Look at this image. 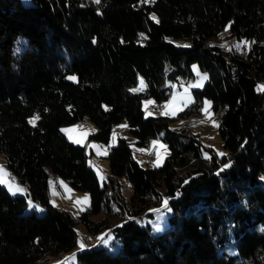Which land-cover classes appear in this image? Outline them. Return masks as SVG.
Wrapping results in <instances>:
<instances>
[{
  "label": "trees",
  "instance_id": "trees-1",
  "mask_svg": "<svg viewBox=\"0 0 264 264\" xmlns=\"http://www.w3.org/2000/svg\"><path fill=\"white\" fill-rule=\"evenodd\" d=\"M227 25V36L245 39L248 50L209 42ZM195 63L209 77L192 90L194 100L176 116L145 115L144 99L167 100L172 83L195 78ZM140 76L146 87L131 91ZM259 83L264 0H0V151L26 189L12 194L0 184V264L63 255L78 244L80 222L93 235L109 230L119 245L82 249L77 264H264ZM205 98L220 117L223 156L189 126L170 125L200 113ZM84 119L97 126L89 139L109 144L124 119L135 137L110 146L103 184L87 146L61 129ZM161 133L169 148L164 163L142 166L132 142L147 146ZM57 176L89 192L80 215L52 204ZM30 199L45 210H28ZM166 199L170 226L155 232L139 218Z\"/></svg>",
  "mask_w": 264,
  "mask_h": 264
},
{
  "label": "rangeland",
  "instance_id": "rangeland-1",
  "mask_svg": "<svg viewBox=\"0 0 264 264\" xmlns=\"http://www.w3.org/2000/svg\"><path fill=\"white\" fill-rule=\"evenodd\" d=\"M22 1L31 2L32 0H22ZM229 29L230 26L227 25L223 30L219 32V34L212 36L209 42L211 44L221 45L224 48L234 45L235 49L241 52L246 51V49L248 50L249 46L248 43H245L246 41L245 39L240 40V42L243 43L240 42L237 43L236 40L227 36L229 33ZM174 41L180 45H185V46L190 44V41L186 38H174ZM244 45H246V47H244L246 49L242 48ZM193 71L195 73L194 79L188 82L178 80L172 83V93L167 100L163 102H158L154 98H145L143 101V109L145 115H149V113H151V115H157V114L166 115L164 113L167 112L168 113L167 115L169 116H176L188 104H190L194 100V94L192 90L194 88H202L209 77V73L207 71L201 70V68L196 63L193 64ZM198 72L199 75L197 74ZM201 76H206L207 79L203 80L202 85L200 87H196L195 85L201 82ZM141 79L144 81L146 85L145 79L142 76H140L138 85L133 87V89L140 87ZM257 88L259 90H264V83H259ZM186 89L188 95H190L192 99L191 102H189L185 106L183 100L185 99ZM149 101H151L152 103H148ZM209 102H210L209 114L206 115L203 109L205 105ZM165 105H169V107L165 108L164 107ZM177 108H179L180 110L175 111ZM174 111L175 114H173ZM34 117L35 116L31 117V119H33ZM214 123L219 125L220 117L218 114L215 113L213 109L212 100L209 98H205L204 105L200 113L193 114L191 116H188L187 118H175L174 120L171 121L170 125L174 128H182L184 126H189V128L193 132L203 137V140L206 144L214 147L219 155L220 153L226 154L227 149L222 144V138L219 127L214 126ZM77 125H82L83 127L77 128L76 127ZM126 127H128L126 119L117 123L113 132V134L115 133V142H113V136H112L109 144L100 142L96 139H89V134L93 133L97 129V126L88 119H84L73 124L63 125L61 126V129H75L72 132V135L77 138H80L81 134L84 132L88 133L86 136H83L82 142L80 144H84L87 146V150L90 153L88 162L89 164H91V166L95 168L99 180L101 184H103L105 175L109 171V161L107 155L109 153L110 146L114 145L117 142L119 136H125L130 141H133L135 139L130 129L129 130L124 129ZM162 135L163 133L153 137L150 141V145L147 146H140L135 141L132 142L131 145L135 150V156L142 166H151V167L157 166V153H161L164 156L162 162L158 166L164 163L166 156L169 154V148L167 143L163 140ZM154 141L158 142V145L159 144L164 145L165 148H160L158 147V145L154 146L153 144ZM94 145L96 147H94ZM91 150H93V152H91ZM105 152L107 153L106 155ZM0 166H2L3 169L8 173L6 179L10 180L14 184L19 185L21 188L25 190L24 192L16 193V194H25L26 193L25 187L21 183L17 182L14 178H12L10 171L6 166V154L3 151H0ZM3 185L8 188L6 184ZM50 191H51L52 204L60 208L69 209L77 216L80 215L90 204V194L88 191L78 190L73 188L67 180H65L60 176L55 177L51 181ZM124 194L128 199H130L133 195V188L126 183L124 184ZM77 201H86V202L77 203ZM27 208L28 210H33L37 208L39 212H43L45 210L43 206L37 204L31 199L29 200V204ZM148 212H152L153 216L146 215L143 218H139V219L143 224H150L155 232H162L165 228L170 226V215L173 213V210L169 205L168 208H165L163 203L159 207H153L149 209L147 213ZM102 215L103 213L96 214L94 218H100V216ZM77 230L79 234L78 244L72 250L64 253L63 255L51 256L48 259V261L43 264H77L76 253L82 249L96 245L105 246L110 250H116L118 248L119 241L116 239L115 235L112 232H109V230L107 229L100 232L97 235H93L87 229L85 224L80 222L77 226ZM102 236L105 238L104 241L100 239V237ZM81 242L84 244L83 248H81L80 246Z\"/></svg>",
  "mask_w": 264,
  "mask_h": 264
},
{
  "label": "snow or ice",
  "instance_id": "snow-or-ice-1",
  "mask_svg": "<svg viewBox=\"0 0 264 264\" xmlns=\"http://www.w3.org/2000/svg\"><path fill=\"white\" fill-rule=\"evenodd\" d=\"M96 3L99 4V3H100V0H96ZM152 19L155 20L157 23L159 22L158 19H157L156 16H155V14L152 15ZM197 74L199 75V72H198ZM69 79L75 80L76 78H75V77H69ZM205 79H207L206 76H201V82L198 83V84L195 85V86H196V87H200V86L202 85L203 80H205ZM145 87H146V85H145L144 81L141 79V80H140V87H139V88H135V89H131V91H133V92L142 91V90H144ZM191 99H192V98H191L190 95H188V93H187V89H186V90H185V99L183 100L184 105L186 106L189 102H191ZM148 103H152V102L149 101ZM164 107H165V108H168L169 105H165ZM209 109H210V102L207 103V104L205 105L204 109H203V111L205 112L206 115L209 114ZM178 110H180V109L177 108L175 111H178ZM175 111H174L173 114H175ZM164 114L167 115L168 113L166 112V113H164ZM149 115H151V113H149ZM39 119H40V117H39V115H37V116H35L33 119H31V120L29 121V123H31L33 126H35L36 123H37V121H38ZM214 126L219 127V125H218V124H215V123H214ZM76 127H77V128H82L83 126H82V125H77ZM121 127H123V126H121ZM74 130H75V129H62L63 132H65V133L68 134V138H69V140H71L73 143L80 144V143L82 142V138H83V136H86L88 133L84 132V133L81 134V137H80V138H77V137H74V136L72 135V132H73ZM93 131H94V130H93ZM113 142H115V133L113 134ZM153 144H154V146H157V145H158V142H155V141H154ZM94 147H96V146L94 145ZM158 147H160V148H165V146L162 145V144H159ZM106 154H107V153L105 152V155H106ZM220 155L223 156V155H225V154H224V153H220ZM163 158H164L163 154H161V153H157V166L162 162ZM227 167H229V165H227V164L224 165V168H227ZM221 170H223V169H221ZM7 176H8V173L3 169L2 166H0V184H6V185L8 186V188H9V190H10L13 194L21 193V192H24V191H25V190H24L23 188H21L19 185L14 184V183H12L10 180L6 179ZM84 202H86V201H77V203H84ZM163 203H164V207H165V208H168V200H164ZM100 239H101L102 241L105 240V238H104L103 236L100 237ZM80 246H81V248H83V247H84V244L81 242V245H80Z\"/></svg>",
  "mask_w": 264,
  "mask_h": 264
},
{
  "label": "crops",
  "instance_id": "crops-1",
  "mask_svg": "<svg viewBox=\"0 0 264 264\" xmlns=\"http://www.w3.org/2000/svg\"><path fill=\"white\" fill-rule=\"evenodd\" d=\"M125 130H129V128L128 127H126V128H124ZM149 145H150V143H149Z\"/></svg>",
  "mask_w": 264,
  "mask_h": 264
},
{
  "label": "built area",
  "instance_id": "built-area-1",
  "mask_svg": "<svg viewBox=\"0 0 264 264\" xmlns=\"http://www.w3.org/2000/svg\"><path fill=\"white\" fill-rule=\"evenodd\" d=\"M244 47H246V45H244L243 48H244ZM247 47H248V46H247ZM244 49H246V48H244Z\"/></svg>",
  "mask_w": 264,
  "mask_h": 264
},
{
  "label": "bare ground",
  "instance_id": "bare-ground-1",
  "mask_svg": "<svg viewBox=\"0 0 264 264\" xmlns=\"http://www.w3.org/2000/svg\"><path fill=\"white\" fill-rule=\"evenodd\" d=\"M243 48V47H242ZM247 50V49H246Z\"/></svg>",
  "mask_w": 264,
  "mask_h": 264
}]
</instances>
